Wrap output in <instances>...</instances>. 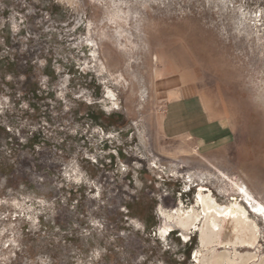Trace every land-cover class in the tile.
<instances>
[{
	"label": "rangeland",
	"instance_id": "1",
	"mask_svg": "<svg viewBox=\"0 0 264 264\" xmlns=\"http://www.w3.org/2000/svg\"><path fill=\"white\" fill-rule=\"evenodd\" d=\"M219 172L264 206V0H0V264H196L160 210Z\"/></svg>",
	"mask_w": 264,
	"mask_h": 264
},
{
	"label": "bare ground",
	"instance_id": "2",
	"mask_svg": "<svg viewBox=\"0 0 264 264\" xmlns=\"http://www.w3.org/2000/svg\"><path fill=\"white\" fill-rule=\"evenodd\" d=\"M120 13L123 15L120 16ZM130 16L129 11L127 13H123L121 9H117L113 12L112 18L108 20V23L115 24L114 18H119L122 19L124 24L128 26L130 25ZM116 34L117 40L123 37L125 40L130 41L131 35L124 28L118 26ZM86 41L89 45L93 44V41L90 38L86 39ZM92 57L93 60L97 59L95 58V51H92ZM131 58V54H129L125 60L127 66L130 65ZM102 71H104V67L100 65L98 72L101 73ZM119 78L121 79V76L113 78L116 82L115 84H118ZM142 95L140 96L143 98ZM106 97L110 100L112 107L117 108V104L115 102L116 99L114 100V94L112 90L107 88V86ZM193 155L195 157L199 156L197 152H194ZM219 173L223 180L224 178H226L225 180H230V191L237 193L240 200H243L244 203L238 199L229 200V202H226L225 204L218 203L209 189L205 188L204 185H199L196 190L193 206L184 209L181 202H179L177 204V208L172 212L160 210V214L164 216V223L159 227V234L161 238H163L170 231L178 229L181 232L182 240L185 242L189 239V233L191 231H196L198 249L193 255L196 264H264L263 256L257 259L258 255L256 253H250L248 251L240 253L238 251V248H242L244 250L251 249L255 244H257L259 238V227L257 222L254 218L248 216V212L243 204L249 205L251 209L249 212L254 217L259 218L264 226V215L259 212V209L263 206V204L255 200L242 183L232 181L224 173ZM208 175L210 176L211 173H208ZM187 178L191 180L190 176L186 177V180ZM219 180L221 181L220 178ZM227 191V188L220 189L222 194ZM227 227L229 234L225 237L223 234Z\"/></svg>",
	"mask_w": 264,
	"mask_h": 264
},
{
	"label": "crops",
	"instance_id": "3",
	"mask_svg": "<svg viewBox=\"0 0 264 264\" xmlns=\"http://www.w3.org/2000/svg\"><path fill=\"white\" fill-rule=\"evenodd\" d=\"M161 76H162V70L157 71L155 78L160 79ZM171 95L172 96L176 95V92H173V93L170 92L169 96H171ZM168 104H169V114L167 116V119H168L169 123H168L167 127L170 129L176 130V129L180 128V126L182 124H185V123L181 122V120L183 118L182 116L184 115V113L187 112L186 108L189 106L190 103L187 101H184V100L180 101L179 99H175L174 101L168 102ZM189 111L190 110H188V112Z\"/></svg>",
	"mask_w": 264,
	"mask_h": 264
},
{
	"label": "snow or ice",
	"instance_id": "4",
	"mask_svg": "<svg viewBox=\"0 0 264 264\" xmlns=\"http://www.w3.org/2000/svg\"><path fill=\"white\" fill-rule=\"evenodd\" d=\"M259 212L264 215V206H262L260 209H259Z\"/></svg>",
	"mask_w": 264,
	"mask_h": 264
}]
</instances>
